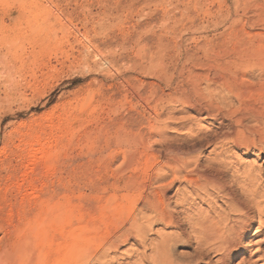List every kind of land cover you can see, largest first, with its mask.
I'll return each instance as SVG.
<instances>
[{"label": "rangeland", "instance_id": "374dc122", "mask_svg": "<svg viewBox=\"0 0 264 264\" xmlns=\"http://www.w3.org/2000/svg\"><path fill=\"white\" fill-rule=\"evenodd\" d=\"M26 1L29 19L4 30L21 5L0 0V54L9 59L15 53L21 60L14 65L18 88L8 99L0 86V254L7 264H64L63 248L72 240L88 238L94 228L106 231L101 198L110 184L124 187L130 174L143 176L152 166L133 150L135 118L151 121L165 110L167 145H183L188 129L216 130V122L182 102H169L161 90L176 96L196 81L204 96L225 97L228 113L258 107L264 114V48L256 46L264 40V0ZM230 95L235 96L229 100ZM212 105H218L215 98ZM208 112L212 117L213 110ZM113 118L121 119L130 136L125 148L110 144L118 152L114 159L102 153L113 140ZM246 137L264 143V137ZM196 140L205 159L213 144ZM41 149L48 156H39ZM223 162L231 168L224 182L236 197L241 198L233 170L253 168L264 178V153L230 148ZM176 252L185 257L191 249Z\"/></svg>", "mask_w": 264, "mask_h": 264}, {"label": "bare ground", "instance_id": "6f19581e", "mask_svg": "<svg viewBox=\"0 0 264 264\" xmlns=\"http://www.w3.org/2000/svg\"><path fill=\"white\" fill-rule=\"evenodd\" d=\"M16 1L21 5V10H18L16 17L11 18L12 23L10 21L7 26H2L4 30L15 29L19 24H15L16 22L29 16V11L25 16L27 1ZM30 2L28 3L31 4ZM256 46L263 51L264 40ZM6 55L0 54V86L6 90L4 99H8L5 98L6 95L18 88L15 78L19 72L14 65L21 62L15 53H11L9 59ZM235 80L237 79L233 81L237 82ZM219 81L221 79L209 82L216 84ZM195 82L189 83L188 89H178L180 85H176L179 95L165 94L163 90L161 94L169 98V102L176 100L184 103L202 119L216 122L217 131L205 129L192 134L188 129V133L185 132L186 135L180 139L183 145H167L164 131L168 127L164 126V122L170 118L164 120L165 116H169L165 110L154 115L151 121L134 117V135L130 131L131 143L135 148L133 150L145 154L152 166L147 173L144 171L146 174L143 176L130 174L124 187L110 184V190L104 191L105 196L101 198L104 210L108 212V215H100L102 225L107 227L106 231L101 235L99 228H94L93 234L88 238L80 235L77 241L72 240L63 248L64 264H115L125 258L133 259L131 264H232L236 258L239 259L237 264H264V178L259 172L256 174L252 171L253 168L241 172L233 170L230 177L241 198L234 195L223 179L224 172L231 171L229 164L223 162L230 148L245 150L247 153H264V143L256 144L246 137L247 132L259 139L264 137V114L260 113L258 107H245L238 114L228 113L224 110L230 104L226 103L225 97H211L210 94L204 96L203 87L201 89ZM205 91L208 92L207 89ZM187 92L195 97L196 104L188 101ZM234 96L230 95L229 100ZM213 98L219 105L215 109L212 105ZM208 108L214 112L212 117ZM108 122L114 127V131L111 130L114 132L111 133L113 142L107 141L102 153L109 151L114 159L118 152L110 149V144L114 148H125L130 136L127 128L121 127V119L113 118ZM200 138L205 144H213V149L205 159L199 156L202 145L199 147V143H195ZM196 152H199L197 156H190ZM38 154L48 156L44 149ZM174 188V193L170 196ZM153 228L158 230L154 231ZM125 246L131 248L121 250ZM251 248L252 252L249 254ZM21 249L23 248L19 251ZM176 249H191V253H186L188 256L185 254L183 257L181 252H176L178 256L181 255L178 257L175 255ZM21 253L24 254L23 250ZM7 263L6 255L2 252L0 264Z\"/></svg>", "mask_w": 264, "mask_h": 264}]
</instances>
